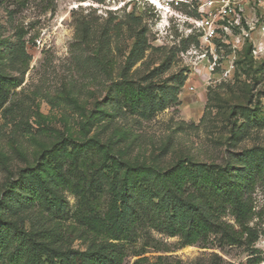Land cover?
<instances>
[{"label": "trees", "instance_id": "16d2710c", "mask_svg": "<svg viewBox=\"0 0 264 264\" xmlns=\"http://www.w3.org/2000/svg\"><path fill=\"white\" fill-rule=\"evenodd\" d=\"M74 21V46L89 50L87 58L94 65L90 76L101 72L110 79L106 92L110 110L100 107L90 115L87 123L100 124L93 136L83 141L59 139L24 167L13 170L12 154L0 152V168L8 173L0 183V264H123L128 246L139 238L151 241V230L177 236L181 246L211 237L220 244L254 245L258 233L249 224L254 214L251 191L256 183L264 186L263 147L228 150L221 163L184 159L162 170L130 163L123 159V148L115 147L116 155L112 140L102 143L98 138L115 119L116 146L128 134L117 120H149L179 104L187 68L169 71L177 52L190 43L198 46L197 36L181 39L179 46H153L142 17L133 12L101 27L85 17ZM15 37L4 51L0 41V139L19 142L29 132L31 112L11 91L20 85L30 55L23 32ZM122 39L132 42L120 48ZM156 53L159 62L149 68V57ZM239 114L249 123L244 130L242 125L235 128L236 141L251 128L264 126V118ZM66 192L75 198L74 207L69 206ZM227 214L233 223L225 220ZM74 241L81 248L74 247ZM140 255L133 254L132 264H172L164 257L150 262ZM191 264H222V260L212 253Z\"/></svg>", "mask_w": 264, "mask_h": 264}, {"label": "rangeland", "instance_id": "374dc122", "mask_svg": "<svg viewBox=\"0 0 264 264\" xmlns=\"http://www.w3.org/2000/svg\"><path fill=\"white\" fill-rule=\"evenodd\" d=\"M159 1L165 10L149 0H0L2 51L16 42V33L23 32L25 50L30 55L20 85L11 91L14 99L29 105V132L19 142L10 137L0 139V152L12 154L13 170L36 161L39 154L59 139L83 141L93 136L95 127L100 124L87 123L90 115L100 107L110 110L106 96L110 79L101 72L90 76L94 65L87 58L89 50L74 46V17H85L101 27L108 20L122 21L125 14L133 12L142 17L151 45L179 46L181 39L194 35L185 21L186 15L194 13L182 4L169 6L166 0ZM238 27L230 33L229 41L216 51V47L206 48V42L202 41L198 46L190 43L185 51L177 52L169 72L187 68L186 79L178 92L179 104L169 105L149 120L128 123L117 120L116 124L128 134L126 140L116 146L114 119L99 134L100 141L112 140L116 155L119 149L115 147L124 149L129 145L126 155L120 149L124 160L138 165H156L162 170L178 160L221 163L228 150L264 148V126L251 128L235 140V128L242 125L244 130L249 123L240 112L264 118V34L253 30L244 36V30ZM131 42L132 39H122L119 47L125 48ZM112 46L115 47L114 42ZM212 55L217 59L215 65L210 64ZM3 60L7 65L6 56ZM148 61L149 68L155 66V62H159L158 54L151 55ZM112 75L115 77V68ZM2 122L0 117V124ZM7 174L0 168V183ZM65 195L69 206L74 207L73 195L68 192ZM251 198L254 214L249 224L258 233L254 245L220 244L211 237L202 243L181 246L177 236L151 230V241L139 238L128 246L123 264H132L136 252L150 262L160 256L172 264H191L216 253L222 264H264L262 184L254 185ZM225 220L233 223L229 214ZM145 241L150 244L144 245ZM73 245L81 248L79 241H74ZM257 258L260 260L255 263Z\"/></svg>", "mask_w": 264, "mask_h": 264}, {"label": "built area", "instance_id": "2783aa9c", "mask_svg": "<svg viewBox=\"0 0 264 264\" xmlns=\"http://www.w3.org/2000/svg\"><path fill=\"white\" fill-rule=\"evenodd\" d=\"M167 4L184 5L192 10V16L184 15L188 30L197 36L198 42H206V48L214 51L229 41L233 29L248 32L258 30L264 34V0H166ZM239 33V32H238ZM198 43V45H200ZM216 57L212 55L211 65Z\"/></svg>", "mask_w": 264, "mask_h": 264}, {"label": "bare ground", "instance_id": "6f19581e", "mask_svg": "<svg viewBox=\"0 0 264 264\" xmlns=\"http://www.w3.org/2000/svg\"><path fill=\"white\" fill-rule=\"evenodd\" d=\"M151 3L155 4V6H157L159 9L161 10H165L163 8V5L161 4V2L159 0H149Z\"/></svg>", "mask_w": 264, "mask_h": 264}]
</instances>
